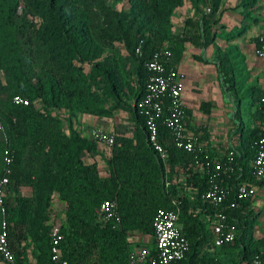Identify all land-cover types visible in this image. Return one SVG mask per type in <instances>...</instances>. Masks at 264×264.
<instances>
[{
    "label": "trees",
    "instance_id": "trees-1",
    "mask_svg": "<svg viewBox=\"0 0 264 264\" xmlns=\"http://www.w3.org/2000/svg\"><path fill=\"white\" fill-rule=\"evenodd\" d=\"M13 1L6 13L0 6V115L13 150L9 176L13 196L6 205L15 264H61L51 259L48 212L54 198L64 208L58 246L67 264H127L129 253L139 246L130 237L154 235L152 220L159 208L178 210L179 227L189 241V250L176 264H250L264 249V238H251L254 196L239 200L234 187L239 183L257 187L261 180L255 179L252 162L256 141L264 131V88H248L245 98L252 107L253 126L245 129V122L239 124V149H230L234 151L232 170L219 176L228 190L225 205L237 204L226 209L237 233L233 242L222 245L235 249L225 263L201 252L210 246L208 224L214 208L202 197L209 182L199 164L213 157L176 148L159 123L167 151L163 161L147 143L144 118L135 105L145 93V63L152 54L168 47L176 60L184 42L207 39L209 33L210 40L215 38L217 19L210 16L220 9L222 0H190L192 14L179 33L173 31L172 18L184 0H113L119 9L106 0ZM20 2L22 15L16 14ZM259 2L239 0L237 7L245 18L259 9ZM207 5L209 13L204 11ZM246 30V25L230 30L224 39L233 40ZM195 58L215 64L223 90L238 96L239 83L227 51L218 48L211 60ZM125 92L132 96V106L124 103ZM15 94L27 97L29 104L14 105ZM36 99L42 106L35 104ZM59 108L94 116H110L116 110L132 114V135H115L111 155L104 158L106 175L100 174L95 161L83 159L84 153L102 154L98 144L72 128L66 132L54 111ZM226 155L219 158L221 163ZM2 170L0 140V177ZM105 199L117 202L120 222L116 225L100 211ZM197 207L208 222L200 219Z\"/></svg>",
    "mask_w": 264,
    "mask_h": 264
},
{
    "label": "built area",
    "instance_id": "built-area-1",
    "mask_svg": "<svg viewBox=\"0 0 264 264\" xmlns=\"http://www.w3.org/2000/svg\"><path fill=\"white\" fill-rule=\"evenodd\" d=\"M22 3L17 6L21 12ZM210 12L208 7L205 11ZM255 54L264 57V32L257 34L255 43ZM140 53V46L135 49ZM171 49L163 47L155 51L151 58L145 63L147 79L145 93L135 105L143 116L147 143L165 161L167 151L165 150L164 139L162 138L158 125L161 123L167 129L170 142L178 149L195 154H206L203 145L197 137H187L185 134L184 118L185 105L182 98V75L173 64ZM264 98L262 99V101ZM11 102L14 105L26 106L29 104L27 97L15 94ZM134 104V103H133ZM90 137L99 147L112 149L115 144V135L99 127L90 130ZM0 140L3 143V172L0 177V261L2 264H15V257L9 242V220L6 199L11 194L9 176L13 162V150L11 137L7 127L0 115ZM234 151L230 150L226 155V162L221 163L219 159H207L200 163V170L206 171L209 186L202 197L209 202L213 208L211 218V232L214 246H222L234 241L237 228L228 220L226 209L235 208L237 204L230 202L225 205L228 190L219 182L221 171L232 170ZM255 179L264 177V131L256 141V152L252 162ZM235 194L239 200H246L255 195V187L246 183H239L234 187ZM100 211L104 218L114 225L120 222V215L117 202L114 200H103L100 204ZM154 231L155 255L144 249L132 250L129 253L127 264H176L184 258L189 250V241L181 231L178 224V210L171 208H159L152 220ZM60 226L52 225L51 228V259L56 263L67 264L61 259L59 242ZM250 264H264V249L256 253Z\"/></svg>",
    "mask_w": 264,
    "mask_h": 264
},
{
    "label": "crops",
    "instance_id": "crops-1",
    "mask_svg": "<svg viewBox=\"0 0 264 264\" xmlns=\"http://www.w3.org/2000/svg\"><path fill=\"white\" fill-rule=\"evenodd\" d=\"M238 4L239 0H222L220 9L216 12L219 22L215 25V29H213V32L216 33L215 38L213 35V40L211 39L212 41L209 40L208 42L204 41V36L198 40H188L184 42V50L181 52L180 56L176 60L175 57H172L173 64L183 76L182 83L185 84V88L182 90V98L185 105V134L187 137H197L198 141L203 145L205 152L216 159L223 158L230 149H235L236 152L238 151L242 132L238 129L239 124L244 122L243 119L245 118L246 113L245 108H249L248 115H250V112L252 111V107L250 108L248 106V100L245 98L248 95L247 90L252 85L264 88V57H258L255 54L256 44L254 38L256 33L255 35L247 36V28L242 36L233 40L226 41L223 38L225 34L222 36V40H216L218 34L216 30L219 25L224 26L220 32L224 31V33H227L230 30L233 31L240 28L241 23L244 22L245 18L242 13V8L237 7ZM225 8L226 10H224ZM252 13V19H258L262 14L260 9H257ZM191 14V2L190 0H184V3L174 11L172 18L173 31L178 33L181 32L184 20L191 16ZM244 35H246L247 39H244ZM218 47L224 48L231 59L234 74L239 83L237 97H244L243 100H232V98L223 90L215 64L204 62L206 65H212L213 71H207L203 67H200V64H203V61L195 58V56L202 57L200 51L201 48H203L206 52L205 57L213 59L215 58L217 52L216 48ZM226 96H228L229 99H227ZM235 101L236 107L234 106ZM203 103H205L204 107L202 105ZM242 104L246 105V107H244V105L242 106ZM238 105L239 113H237ZM116 111L120 112V110ZM127 117L129 119L126 121V125L123 126L119 125V127H117L115 124H112L111 122L109 123L110 119H106L105 117L106 121L103 119L101 125L106 128L104 130L108 129L111 132L115 131L116 136H130L134 130V121L131 113ZM236 118L239 119V123L235 128ZM242 126L245 129H249L253 124L250 120L243 123ZM70 128L79 133L78 130L68 122V129L65 131L68 132ZM101 148L103 147H100V149ZM108 151L111 153V149H108ZM110 153L107 157L111 155ZM104 158L105 156H103V154H83V159L87 163H92L94 161L97 163L101 175H106L108 170L105 161L104 169H102V167L100 168L99 162L104 160ZM255 188L256 191L258 190L261 193L259 201L256 199L253 200L252 208L255 210L257 206L259 208L261 207L262 214L264 211V177L260 180L259 186ZM186 191L189 193L191 192L189 188ZM196 211L201 212L199 216L202 221L205 223L208 222L209 218L202 212L201 208L197 207ZM208 225H211V222ZM137 235L139 246L134 250L144 249L149 253L154 251V235H141L139 233H137ZM251 238H264V230L259 236L255 234L253 230ZM201 252H203L202 254H207V256L213 257L216 260L219 259L221 263H225V261H228L231 258V253L235 252V249L231 247L226 248L223 246H214L213 235L211 234L210 246L208 248H203Z\"/></svg>",
    "mask_w": 264,
    "mask_h": 264
},
{
    "label": "rangeland",
    "instance_id": "rangeland-1",
    "mask_svg": "<svg viewBox=\"0 0 264 264\" xmlns=\"http://www.w3.org/2000/svg\"><path fill=\"white\" fill-rule=\"evenodd\" d=\"M10 2L12 3L14 1L13 0H7L5 2L4 1L0 2L1 3L0 6L2 7L3 13H6L7 8L11 4ZM106 3H108L109 5H112V7H114L115 9H119L120 8V4L114 2L113 0H106ZM259 5H260L259 9H260V11L262 13L261 16H260L261 18L259 17L257 19V21L255 22V21H253V19L251 17V16H253V13H251L250 16H245L244 22L241 23V26L246 25L247 28H248V31L246 33L247 36L255 35V33L257 35V34H259L261 32H264V0H260ZM208 7L210 8L211 6L210 5L205 6L204 7V11H206V9ZM188 9H189V5H188ZM22 13L17 11L16 14L22 15ZM210 17H211V19H217L218 15H217V13H215V14H213ZM218 22L219 21L217 19V23ZM221 29L222 28L220 27V28H218L216 30L218 32L217 37H216L217 41L218 40H222V36L225 34L224 31L220 32ZM233 31H235V30H233ZM246 35L243 36L244 39L246 38ZM210 37H211V33H209L208 36H207V42L210 40ZM218 48H220V47H218ZM218 48H216V49H218ZM220 49L224 50V48H220ZM200 55L203 58H206L205 57L206 56V52H205V50L203 48H201ZM206 59H208V58H206ZM208 60H211V59H208ZM202 63L203 64H200V67H203L207 71H213L212 65H206V64H204V62H202ZM184 88H185V84L183 83V89ZM226 93L228 94L229 97L232 98V100L233 99H235V100L238 99V97L236 95H234L233 93H231V91H228ZM228 96H226L227 99H229ZM122 98H123V101H124L125 104H129L130 106H132L133 98H132V96L130 94L125 92V94L122 95ZM241 99L243 100L244 97H241ZM35 104H37V106H42V102L39 99L35 100ZM234 104H235L234 106L236 107V101H235ZM243 105L244 104H242V106ZM108 107H109V104L106 105L107 109H108ZM244 107H246V105H244ZM54 111H55L56 115H58L62 119L63 127H64L65 130L68 129V122H69L70 125L74 126L78 130V132H79L78 134L80 136L82 135V136H85V137H90V130L93 127H100V128L106 129V128H104V126L101 125V122L103 121V119L105 120V118L106 119H110L109 123L111 122L112 124H115L117 127H119V125H121V126L126 125V121L129 119L127 116L130 115V112L128 110L127 111L120 110V112L114 111L112 113V115H110V116H107V115L106 116L85 115V114H81L80 112H78L76 110L72 111V110H69L67 108H59L58 110H54ZM245 111H246V113H245V118L243 119V121L246 123L247 121H250L249 115H248L249 108L248 107L245 108ZM238 123H239V119L236 118L235 119V124H236L235 128L238 126ZM107 131L111 132L108 129H107ZM113 132H111V133H113L115 135V131H113ZM101 151H102L103 156H105V157H107L109 155V153H110L107 149H102L101 148ZM99 165H100V168L102 167V169H104V160H101L99 162ZM260 193L261 192L258 191V190L256 191V188H255V195H254V198L252 200L256 199V200L259 201ZM12 196L13 195L10 194L7 197V199L11 198ZM253 213L255 215V218H253L252 221H251V226H250L251 227V231L253 232V230H254L255 234H257L259 236L260 233L264 230V211L261 214V207L259 208L257 206V208L254 210ZM48 221L52 225L58 224L59 226H61V224L64 222V208H63V205H62V203L57 201L55 198L52 200V204H51L50 210L48 212ZM137 236L138 235L133 236V240L138 242L139 240H138ZM131 239H132V237H131ZM30 260H32V257H30Z\"/></svg>",
    "mask_w": 264,
    "mask_h": 264
}]
</instances>
